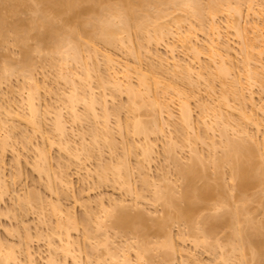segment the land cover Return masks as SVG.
I'll use <instances>...</instances> for the list:
<instances>
[{"label":"bare ground","instance_id":"bare-ground-1","mask_svg":"<svg viewBox=\"0 0 264 264\" xmlns=\"http://www.w3.org/2000/svg\"><path fill=\"white\" fill-rule=\"evenodd\" d=\"M34 1L36 2V4L37 3L39 4V2L43 3V1L46 2L48 0H46V1L45 0H34ZM83 1L86 2L87 0H50L51 4L53 3L54 5H57L58 7L57 8L56 7L55 8H50V9L48 8L49 11H47V13H49V12H51L50 14L53 13V16L56 17V18H57V16L61 17L62 16L61 14L64 15L68 11H69L68 13H70V11H71V9H72V7H73V5L75 3L77 5V4H80ZM90 1L91 0H89V2ZM93 1H95V0H93ZM156 1H154V0H120V1H118L117 4L112 5V4L107 3L108 0H107V2H105L104 0H98V1L96 0L95 2L97 3V5L100 4L101 7L103 5L102 3L105 2L106 4L103 5L104 9H102L103 12L101 13L102 14L101 19L99 17L100 21L98 20V16H97V21H99L98 22V27H96V28L94 27V31L92 30L95 33H92V35H90L89 37L85 36V34H84L85 32L84 31H83L84 33L81 32L82 30L78 31L79 29L76 26H74V28L76 27L77 31L74 30V28H70L72 31L68 30V33H66V32H63V30H64L63 28H62L63 30L61 32H59L60 31L59 29H61V28L57 29L58 31L56 30V32H55V30H54L55 28H53V26H51V28H50V26H48L47 27L48 30H47V29H45L46 28L45 27V23L44 22H43L44 24L42 23L43 26H44L45 32H47L45 36H44L45 32L43 33L42 36H44L45 38L43 37L42 42L46 41V39H47L46 36H49L48 37L49 39L52 38L50 33L54 34L53 32H55L54 35H56L55 38H56L57 42L55 41V43H57V45H56L57 49H55V51H57V52H55V53H58V54L55 56V58L53 60H50L52 67L53 68L55 67V69H53L54 70V74L53 75L51 74V76H53V81L54 82L58 83L59 80H60L59 83H61L63 85L64 82H65L64 85L67 86V89H65V92L61 90L63 94H61V92H60V96L62 95V97H60L62 102H60L61 100L59 102L64 107H62L61 104H60V106L62 108H66V111L71 113V114L68 113V114H70V116H69L70 119H71V116H72L71 124H73V123L77 124L78 123V125H79V123H82V126L85 125V124L87 125L85 133H84V131H82V133L80 132V135H81L80 136V140H82V138L84 139L85 136H87L88 138H91L89 140L90 143H91L90 146H86L85 144L82 145L81 144L82 142H80V145H81V146L79 145L80 146L79 150H81L80 154L78 152H76V150L74 151L73 148H71V150L73 149V154L75 152L78 153V155H79L78 158L81 156V157H83V159H85V158L89 159L90 158L89 160H91V158H93V157H95V158L97 157V159H98V156H99L98 162H100V163H99V167H98V170H97V175H98L100 184L109 183L108 181H110V183L113 182L114 184L116 182L117 183L120 182L119 184L123 188L128 187L125 190L127 193L131 192V194H134L136 192V190H135V192H133L130 189L131 186L129 187V185H130V180H129L130 176L129 175L130 174L128 173L129 171L127 169L128 168L127 167L128 166L127 165V153L128 152H126L128 149L126 150V148H124L126 150L125 151L123 148H121L123 146L125 147V143H124V141H122V140H124V138L122 139L123 134H122V132H120L121 129H122V131L123 130L126 131L125 133H126V135H128V138H129V135H130V136H133V137L134 136H136V137H139V136L142 137L143 136L146 139V137H149L150 134H155V133H156V135L157 134H161V133H158V132H160V130L164 129L165 124L163 123V121L166 124H168V123L171 122L170 121L171 118H172V120L173 119L177 120L178 123H177V121L173 120L174 123L171 122L170 124L166 125V127L167 126L168 127H170V126L172 127L171 128L172 131L170 130L171 132H169V133L172 134L174 139L172 138L173 139V141H172V139H171L172 136L169 137V134H168V137L170 139V144H169V141L167 139V143L165 144V147H166L165 151H166L167 154L172 153V154H170V155H172V158L171 159L169 158L170 159L169 162L171 161L172 167L170 165L169 169L173 168V170H174V171L172 170L173 174H175L180 179V181L182 180L181 182L183 183V186L181 185L182 186L181 190L177 189L175 187V182H173L174 185H172L171 182L166 180L167 177L165 178V175L167 173H169L170 172L169 171L167 173L164 172V174L161 173L163 175H160L161 179H159V181H158L159 183L158 184L155 183L157 185L154 184L155 186L154 185L152 186V188L154 187V190L152 189L153 192H150L151 190H149V191L147 190V191L151 193L150 197H152L154 202L155 201L159 202V200L160 201L162 200L163 203L162 202H160V203H162L161 205H163L164 208L170 207V208L174 209V211H175V213L177 215L175 214V216H174L173 214H171V215L169 214L170 215V217H169L170 219H168L169 221L173 218L172 221H174V219H175L174 222L179 223V224L180 223H182V224L186 223V225L188 224V222H190V219H191L190 218V215H191L190 213H191V211H193L190 208L192 206L191 203L194 204L196 200H198V201L201 200V202H207L210 199L211 200L217 199V201H219L220 205H221L220 206L219 203L217 204V206L220 207V210H221V208L223 209V211L228 209L227 210L228 212H226V213L224 212V214H226V215L223 214L222 216L219 215V214H216V216L214 214V216H212L213 214H211V216L213 218L211 217L212 219H210V221L208 220L209 218L205 219L207 217H210V215L205 217L204 218L205 220L201 221L200 223H199V221H197L196 224H199V226L198 225L197 226H195V225L193 226V227H195L197 229V230L193 231V234L196 233V231L199 232V233L195 234L196 236L194 235L193 237H196L195 239L197 240V242H199L198 240H200V238H201L199 236V234H202L201 236L203 237V240L201 239L202 241H200V242L205 244L204 242L208 243V241H206L207 237H210L212 239L213 236H211V235L214 233V230H216L218 228V226H221V227L223 225L224 226H230V228L233 229V233L231 234V236L229 238L230 239L229 240V242H230L229 246L232 247V248H230L231 252L230 251H226L227 252L226 254H228L230 252V255L229 254L227 256L225 255L226 258H225L224 261L227 260V261H232V262L233 261L234 262H238V264H246L247 261H245V259H246V256L248 254V251H250V253H252V255H253L252 256L250 254V256L253 257V259L251 257L252 260H254L255 258L259 259V256H260L261 253L258 252L259 250L256 251L255 249L258 246L257 244H259V242L261 243V241H258V240H257V242L254 241L256 239L253 240V238H252L253 236H251L250 234H247V233H249V232H247L248 230L246 231V228H248V225L251 228V225L249 223H252V221L250 219L246 218L244 220L245 221V225H244V221H243V223H242V221L240 222V217L242 215L245 216V214L249 213L248 210H247V208H248L247 202L248 201L246 202V197H245L246 195H243V197L240 198V200H239L240 204L238 206H235L234 203H231V204L229 203L231 201V195L232 194L230 195V192H228V190L226 188L227 187L230 188V189L232 188V190H234V188H235V189H237V191L239 190V192H241V193L246 192L250 188H259L260 191H261V195L259 196L258 194H255V197H256L255 199H257V198L260 199L259 201L257 199V201L261 202V204H264V161H262V163H261V160L259 159V158H261L262 160H264V137H262L259 142H258L257 139H255V140H257V143H256V141L253 139V134H250V136L252 135L251 136L252 138H251L248 135L247 131H246L247 126L245 127V125H247L246 121H248V122L251 121L250 123L253 124V125L256 124V127L258 125H260L261 123H264V122H262V121H264V116L261 115L262 116V118H261L258 115V117H260V118H258L257 115H256L257 113H254L256 111H254V110H252L250 108H248V110L250 109V112L254 113V114L249 113V111L247 113H249L251 115V117H248L249 114H245L243 112V109H245L247 111L246 108H243L245 106L244 104L249 103L251 105L250 102L253 99L250 98L252 96V94L251 95L250 94L249 95H244L243 94L244 90H242L244 88L249 87V90L251 91L252 87L250 85L253 86L254 84H258V85L262 86V84H264V71H262V70H264V19L259 17L262 14V12H264V7H262V6H264V3H262V2H264V0L258 2V3L262 4L261 6H260V4H258L257 2H255L253 0H168L167 2H165L166 1L165 0V1H162L163 4L162 3H157ZM15 2H14V4H15ZM17 2H19V0ZM20 2H19V4H20ZM155 2H156V4H155ZM46 3H49V1L46 2ZM14 4H12V6ZM19 4H18V6L16 5V7H19ZM43 5H45V4H43ZM164 6H165V8H164ZM244 6H246L247 10L252 15L257 16L259 18L258 19L259 22L253 21V22L250 23V25L247 26L248 28L251 26V28L248 29L249 32H250L249 34H247L248 33L247 31H244L243 29H241L239 27L240 25H235L233 23L234 21H232L230 19V16H232L233 14H240L241 10H242V7H244ZM13 7H15V6H13ZM23 7H25V6H23ZM46 8L47 7L44 6L43 9L46 10ZM99 9H101V8L99 7ZM172 9H174V10L176 9L175 11H177V10L179 11V9H181V11L184 12L185 15H186V17H185L183 22H188L189 25L187 26V28H186V30L184 32L185 34L183 32H181L182 27L180 26L181 23L180 24L178 23L179 21L178 22L175 21V23H177V24L174 23L175 25H177L175 27L176 29L173 26H172V28H169L170 30H172L173 28L175 30V32L172 31L175 34V36H174L175 38L173 37V34H172V38L175 41H174L173 46L168 45L170 48H172V49L168 48L169 49L168 52L169 51L172 52V50L176 51L177 47H180V49L182 48L181 50H183V51L185 49L187 51L189 47L185 46V45H187L186 43L189 44L190 39H191V35H193L194 31H196V30L200 31V32H206L208 30L216 31V29H214L215 26H213L214 24H212L214 16L216 14L220 13V11H222L223 9H225V10H223V12L226 11V13L228 12L227 14H229L228 15L229 19L228 18H227L228 20L226 19L227 22H226V28H225L226 31H225V33L227 32V34H228V33L233 32V36L237 39V45L239 44V46H238L239 47L238 48L239 52H237L241 56L240 57L241 58L240 61H238L239 62V67L237 66L238 62L236 63L237 59L236 60L233 59V60H235L236 67L239 68L238 69L239 71H241V74H240V76L238 78H240V77L243 78L244 81H246V83L248 82L249 86H248V84L246 85V87L242 86L240 84L241 80L239 81L238 78L234 79L231 82H227V83L224 82V79L226 77L228 78L232 74L231 72L233 70V67H232L233 65L231 64V62L233 60L230 62L231 58H230V56H228V54H229L228 52L223 51L225 53L221 54L220 50L222 48L220 49L219 47L222 46V45L217 43L222 38V37L218 38V37H220L218 35L219 33L218 34L216 33L214 35V36H216L218 38V39L216 38L217 41H216V39L214 41L213 40L211 41V39H210L209 40L210 42H208L209 44H206V42L208 41L207 40L204 43V46L202 48H197L198 46L194 42L193 44H195V46L189 48L188 51L190 52V55H191L192 60H193L194 63L195 62H199V59H200L199 56L201 54L202 55L204 54V56H206V54H207L208 55L207 57H209V60L212 61V62L209 61L211 63H209V62L205 63V62H203V60H200L201 62H203L205 64L202 63V65H200L201 64V62H200L199 65H198V63H196L197 64V69L193 70V72L191 71L192 70L190 68L191 66H189L190 69H188L186 67V65L181 66L179 64H175L176 63L175 60H174L175 63L171 65L173 67V70H171L172 67L170 68L169 65H168V64H171V63L166 62L167 58H164L165 56L162 57L161 55H158L159 57L161 56V58H164V60H166L165 62L168 63L167 65H166V63H164V61H161L163 59L160 60V58L158 56L157 57L155 56L157 54H154L155 58L154 57L151 58L152 57V53L151 52H147L148 49H149V46L152 43H157L158 41H161L162 39L165 38V37H163V36H166L164 34L165 33L164 30H167V28H166V26H162L161 25V20L164 19L165 16L166 17L170 16L171 14H170L169 10H172ZM30 10H31V8H30ZM86 10H88V9H86ZM174 10H172V12ZM168 13H169V15H167ZM230 13H233V14L230 15ZM259 13H260V15H259ZM54 14L57 15V16H55ZM93 14H95V13H93ZM46 16H47V14H46ZM44 17H42V18H44ZM60 17H58V18H60ZM73 17H71L70 19H72ZM78 18H79V16H78ZM60 19L62 20L61 22H62L63 26H67V25L71 24V22H67L68 21L67 19L63 18L64 20H66L65 23H67V24H65L63 22L64 20L62 18H60ZM60 19H59V22H60ZM38 20H39V18H38ZM54 20H55V18H54ZM115 21L119 22L118 23L119 25L116 26V27H114L115 26V23H114ZM158 21H160V25L158 24L159 23ZM1 22L2 21H0V23ZM193 22H195V24ZM38 23H39V21H38ZM68 23H70V24H68ZM36 24H37V22H36ZM36 24H35V26H36ZM42 24H40V25L42 26ZM196 24H197V27L194 26ZM79 25H81V24H79ZM87 25H89V23H87ZM43 26H42V28H43ZM161 26L163 28H165V29H163ZM18 27H17V29H18ZM38 27H39V25H38ZM169 27H170V25H169ZM7 28H9V27H7ZM11 28H13V27H11ZM14 28H16V27H14ZM33 28H34V26H33ZM42 28H41V30H42ZM169 29H168V31H170ZM7 30H9V29H7ZM10 30L12 31V29H10ZM18 30H21V29H18ZM65 30H66V28H65ZM227 30H229V31L232 30V31L229 32ZM27 31H29V30H27ZM134 31L136 32V34H137L136 37H138L137 40L139 41L137 43V45H135L137 47H134V48H137V50L132 48V46H134V45L131 46V42L133 40L132 39V37H133L132 33ZM168 31H167V33H168ZM3 32H5V31H3ZM216 32H219V31H216ZM9 34H11V33H9ZM15 34H17V31L14 33V35ZM25 34L26 33L24 32V35ZM36 34H37V32H36ZM123 34L124 35L126 34V37H124ZM3 35H4V33L2 34V36ZM248 35H250V36H248ZM12 36H13V33H12ZM37 36H39V35H37ZM229 36H231V34ZM34 37H35V35H34ZM225 37H226V34H225ZM227 37H228V35H227ZM227 37L226 38L223 37L224 41H226V42L230 39L229 37L228 38ZM225 39H228V40H225ZM53 41H54V38H53ZM221 41H223V40H221ZM6 42H5V44H6ZM124 43L125 44L126 43L129 44L130 47H131V49L129 47L127 48V46L125 45L127 51L129 52V54L126 53L128 55V56L126 55L127 58L128 59L131 58L133 60H137L138 62L141 61L140 64L145 65V68L142 67V68H144L143 70H141L142 68H141L140 64H138V62L136 63V64H138V66H134L135 63L132 62L131 64L134 63L132 67L130 65V62H129V64H128V62L127 63L125 62L123 64L124 67H122L123 71H121V70L119 71L121 66H120V68H117L113 72L111 71V68L109 69L110 65L108 67V64H110V61H111V57H110L109 52H108L109 49L111 50L112 48H114V49L118 48V49L122 50L120 46H122ZM227 43H226V45H227ZM179 44H180V46H178ZM229 45H231V44H229ZM43 46H45V45H43ZM222 47L224 49L225 48L228 49V45H227V47L224 46V45ZM36 48H37V46H36ZM100 48H104V49H100ZM40 50H39V52H40ZM100 50H104V51H101L102 54H100L101 53ZM140 50H142V52L145 54L144 56H142L143 58H141L142 54H140ZM229 50L233 51L234 49L231 46V48L229 47ZM175 51H173V52L176 54L177 51L176 52ZM183 51L181 52L182 53V58H183V55L187 56L189 54V53L188 54H186V53L183 54ZM26 52H27V50H26ZM173 52H172V54H168L166 52L167 53L166 56L170 55V58H168V59H171V56L174 55ZM235 52L236 51H234V55L237 54ZM253 52H255L254 55H253ZM149 53H150L151 56L148 55ZM176 55H175L174 58L178 57ZM224 55H225V57H223ZM99 56H101V58H99ZM227 56H228V58H227ZM145 57L146 58H150L152 63L150 64V62H151L150 60H148L149 62L145 61V60H147V59H145ZM127 58H126V61H128ZM26 59L27 58H25V60ZM97 59L98 60L102 59L101 61H104L103 65L105 64V66L103 67V70H105V72H103L104 73L103 74L100 71L102 75L98 74V76H100V77L97 76L98 79H96V77L94 76L95 72L97 74L98 67H100L99 62H98ZM142 60H143V63H142ZM195 60H197V61H195ZM254 60H256V61H254ZM96 61L98 63H96ZM156 61H157V64H156ZM177 61H179V60H177ZM153 62H155V64H153ZM170 62H173V60L170 61ZM193 62H192V64H194ZM253 62H257L259 64L260 68H258L259 66L256 67L257 64L256 65H252L251 63H253ZM187 63H185V64H187ZM4 64L6 65V63H4ZM5 65H3V67H2V69L3 68L4 69L3 70L1 69L2 72L4 71L6 73L7 72L9 73V71H10L9 69H11V70H13V72H12L13 74H14V72L16 73V70H14L15 68H13L14 66H11L9 64L10 67L8 68L9 65L7 64L8 65V66L6 65L7 67ZM72 65L73 66L74 65L77 66L79 68V70H81V72L78 73L76 71L78 74L74 73L73 72L74 70L72 72H70L73 67L69 68V66H72ZM129 65H130V67H129ZM165 65L167 67H165ZM20 66H18L19 69H21ZM27 66H30V62L28 63ZM75 66H74V68H75ZM66 67H68V71L69 72L64 71L65 70L64 68H66ZM127 67H128V69H127ZM192 67H193V65H192ZM24 68H25V66H24ZM175 68H177L179 70V72H176ZM19 69L17 68V73L20 72L19 74L23 75V71L21 73V71H18ZM108 69L111 71L112 74L110 73V71ZM189 71L192 72V73L190 72L191 74L195 73L194 71H196L195 75H196L197 79L195 77L192 78L193 76H191V74H190V76H191V78H190ZM65 72H66L67 76L64 75ZM6 73H5V75H6ZM31 74L29 75L31 77L30 79L28 77H26L27 83L30 80V82H29L30 85H28V88L25 91L27 93L26 97H25L26 100L24 99L25 100V102H24L25 106L23 105L24 108H26V111L22 108V104L23 103L19 104L18 107L22 108L24 113L22 112L21 115L20 114H16V116L18 115L17 117H19L20 119H22V121L25 122V124H24L21 121L22 124H24V126L25 125H26V127H28V126L30 127L31 126L32 130L30 129L31 130L30 132H33L34 130L37 131L40 128L42 130V127L40 126V125H42L40 123L41 119L43 117L46 118L50 111L48 109H46V108H45L46 111L42 110L43 112L41 111L42 112L41 115L46 114L45 112H47V111H48V113L46 114V116L45 115L43 117L41 116L42 118L40 119V113L41 112H39V111L41 109H39L38 104L34 105V101L37 102V103L39 101V100L37 101L38 98L36 96L38 94V90L40 89V87H39L38 84L37 85L36 84L32 85V83L33 82L35 83L36 81L34 80L33 82H31V80L34 79L33 76H31ZM9 75H10V77H12L11 73ZM131 75L135 76L136 83L133 82V83H135V85L132 84ZM93 76L95 77V79L97 81L94 79ZM6 77H7V75H6ZM233 77L235 78V76H233ZM93 79L95 80L94 83L97 82L95 84L96 85L95 89L97 87L99 88V90L102 89L101 92L98 90L99 93H103L104 92L103 90H105V93L108 91L107 94L112 96L111 97V96L106 94L105 98L107 97V99H108L110 97L111 99L114 100L116 98L118 99V97L123 94V95L126 96L125 98H127L126 105H124L123 108H118V107L115 108V105H114V107H111V109L107 108L109 105H106L105 104L106 101L104 99H102V98H104V95L103 94H101V95L99 94L100 96L98 95L99 96L98 97V96H96V93L94 94V92H93L94 91V87H93L94 84L92 83ZM192 79H196V81L192 80ZM198 79H199V81H201V82L203 81V83H205V85L203 83L202 84L204 85L203 88L205 87L204 89L207 92H208V90H210V91L214 90L215 91L214 86H217L215 83H219V86H220V88L219 87L216 88V89L219 90V93L217 92L218 99L216 97V100H215L217 103H215V102L212 103V101H213L212 98H211V102L210 103L213 104V105H210V103H208L209 102L208 98H210V97H208L209 96V93H208L207 94L208 102L207 103L203 102V98H202V101L201 100L200 101H201V103L203 102L204 104L200 103V104H198V107H197L198 111H200L199 112V118L197 120L199 122H200V120H202L201 122L206 121V117L208 116V118H209V115H211L210 118L212 117L211 119L212 120L214 119V120L212 121V123L208 122L209 125H210L209 128L211 129L212 133H213V129L212 128H215V131H217V134H219V135H217V137L219 136L217 139L220 138L219 141H217V142L215 141L214 142L212 139H209L210 136L203 129H201V131L202 130L204 131V133H202L203 136H201L202 139L200 138V136L198 134H194L196 136L198 135L197 136L198 139L199 140L201 139L204 142V143L203 142L202 143L205 146L208 145V146H206V151H205V152H207V153H205L206 156L202 152L204 150H202V151L199 150V152L200 153L202 152L201 154H203L205 156V158L203 157V155L201 156V155L197 154L198 150L196 149V147H197L196 143L199 140H197V139L195 140L194 139V138H196V136H194V138H193L192 135H190L192 137L191 138L188 135L189 132L186 131L187 129H188V131L192 130V127H193L191 125L192 124L191 122H192L193 119L190 121V119H191L190 114H191L192 110L190 109L189 100L194 97V95H195L194 92L197 93V96H198V93L200 92V90H196V89H200V87L199 88L197 87L198 86L197 83L199 82ZM61 80H63V81L61 82ZM236 80H238V81H236ZM24 83H26V81H24ZM91 83H92L93 86L91 85ZM198 84H200V82ZM23 85H22V87L20 89L21 90L20 91V95H21L22 89L25 90V88H26V87H24L26 84L24 86ZM195 85H197V86H195ZM63 90H64V88H63ZM152 90H153V95H152ZM96 91H97V89H96ZM206 91H204V92L207 93ZM245 92H246V90H245ZM243 95L245 96V98H247L246 96H250V97L248 99H245L243 97ZM191 96H192V98H191ZM20 97H22V96H20ZM259 97L261 98L260 95L258 96V98ZM199 98H200V96H199ZM207 99H206V101H207ZM250 99H251V101H250ZM257 99H256V101H257ZM261 100L262 99L258 100L257 104L259 103V101L261 102ZM204 101H205V99H204ZM235 101H236V104H235ZM247 101H249V102H247ZM262 102H264V100H262ZM262 102L260 103L261 105L259 104L260 106L258 105V107H257L258 108L257 111L259 110V112H261V111L264 112V103H262ZM252 103H253V101H252ZM80 104L83 105V107H82V111L78 109V111H81V113L78 114V112L76 113V108ZM229 104H235V105L238 104L237 106L233 105L236 108H235V110H232V111L236 112V115H233L234 112H232L233 114H229V112L231 111V107H233V106H231ZM239 104H240V106H239ZM249 104H247V105L249 106ZM170 105H173V107L174 106L177 107L178 111L175 110V111H177V115H175V116H177V119L174 117V115H173L174 111H171L172 106L170 108ZM37 107H38V109H37ZM97 107H98L99 110L96 113ZM252 108L254 109V107H252ZM224 109H227V110L230 109L228 114H226L227 112L224 111ZM165 110H166V112L168 111V114H170V116H168V117H171V118L169 119V121H167L168 123L166 122V120H168V119H166V120L164 119L161 122V124L163 123V125H162L163 129H162V127H160V129H159V127H157V124H156L157 123L156 115L158 113L162 112V111H165ZM58 112L59 111H57V110H56V112L54 111V115L55 116L53 115L55 117V120L53 121L52 128H51L52 131H54L53 134L51 133L52 131L51 132L47 131L48 133L50 132L52 135H54L55 133H56V135H57V133L58 134L60 133L59 135H62L61 133H64V131L62 132V130H63L62 125L64 123H62L63 121L61 122V115H60L61 113H58ZM60 112H61V108H60ZM123 112L125 113V115L123 114L124 117H125L123 119H125V120L123 121V119H122V122H121V117L120 116H121V114ZM141 113L142 114L143 113L146 114L145 116H147V115L149 116L150 115V117L149 118L146 117L145 120H143L144 116H143V119H141L142 118V117H140V115H142ZM207 113H210V114L207 115ZM135 114H139V115H135ZM259 114H261V113H259ZM161 115H162V113H161ZM191 116H192V114H191ZM252 116H253V118L257 117L258 120L257 119L250 120V119H252ZM204 118H205V120H204ZM110 119H112V120L115 119V121H112V122H115V123H113V124H115V126H113V128L117 127L119 129V133H121V134H119L120 136L117 135V137H116V135H115L116 131L113 132L114 130H118V129H114L113 130L112 127H111L112 130L111 129H107V127L112 123L110 121ZM229 120H232L230 122L235 123V124L232 125L231 123H228ZM208 121H209V119H208ZM254 121H256V122L252 123ZM1 123L2 122H0V124ZM108 123H110V124H108ZM4 125H6V124H3L2 126H4ZM228 125H230L234 130H232V128L230 126L228 128ZM2 126H1V128H2ZM12 126L13 125H11L10 127H12ZM99 126H100V128H98ZM4 127H3V130H4ZM6 127H7V125H6ZM14 127L15 126H13L12 128L13 129H17L18 128V127H16V128H14ZM201 127L203 128V125ZM259 127H261V126H258V128H257L258 130L260 129ZM9 128L7 127V129H5V132H6L5 135L6 136L4 135L3 136L4 138L2 137L1 140H0V149H2L3 151L5 149L4 146H6V144H5V142H7L6 140L9 139V138L12 139L10 136H13L11 134V132L13 133V130L10 128L11 131H9L10 130ZM210 129H208V130H210ZM228 129L232 130V131L229 130L230 132H235V133L237 132L235 134V137H231V135L227 134L229 132ZM0 130L2 131V129H0ZM6 130L8 131V134H7ZM198 130H200V129L198 128ZM39 132H40V130H39ZM230 132H229V134H230ZM245 133H246V135L249 136L248 137L249 139L251 138L252 140L255 141L254 142L255 145L253 144V142L251 144L252 140L250 139V141H249L247 136L245 135ZM32 134L34 135V132ZM117 134H118V131H117ZM163 134H165V133L163 132ZM237 134L238 135H240V134L242 135L243 134L244 136H246V138L244 136H242V138L244 137L243 139L242 138L239 139L240 137L238 139H236L238 137ZM46 135H47V133H46ZM56 135L54 137H56ZM114 135H115L116 138H118V136H119V138L121 137L120 139H122V140H120V142L124 143L123 146L122 145L120 146L121 150H120L119 147H117V145H120V143L119 144L115 143V140L117 141V139L114 138ZM49 136H51V135H47V137H49ZM63 136H64L63 138H65V136H66L65 133L63 134ZM29 137L25 140L26 143L30 142L31 138H29ZM57 137L60 138L61 136L57 135ZM59 138H57L56 140L59 141ZM212 138H214V140L216 139L215 136L212 137ZM51 139L53 141L55 138L53 139V137H52ZM56 140H54V141H56ZM62 140H64V139H62ZM54 141H53V144H54ZM142 142H143V140H142ZM145 142H146V144L148 143L147 140ZM145 142H143V144ZM63 143H64L63 146L67 147L66 149H69L68 151H69V154L71 155L72 151H70V146H66L65 142H63ZM63 143H61V144H63ZM51 144L52 143H50L49 145H51ZM55 144H56V142H55ZM58 144H59V142H58ZM68 144L71 145L72 142H71V144L70 143H68ZM128 144L130 145V141L128 142ZM132 144H135V143H132ZM132 144L130 145L131 147H132ZM143 144H142V146H143ZM58 146H60V144ZM63 146H62V148H63ZM142 146L140 148L142 149L141 150V154L143 155L142 156L143 159L141 160V162H139V160H138V164L135 163L136 164L135 167H137L135 175L138 174L137 175L138 178H141L139 180L141 182V185H139V186L142 187L141 188V192H139V193L136 192L135 195H134L135 196L134 198H137V199H139L140 196L142 197V194L144 193L143 191H146V190H144L145 188L148 189V188L151 187V186H149V185H151V184L148 183L149 181H147L146 177H144L145 175L141 174V172L143 170V167L145 166V165L143 166V164H145V163L148 164L149 161L151 160V156H150L151 149L149 150L150 147L148 148V144H147V146H145V144H144L143 148H142ZM135 147H136V145H135ZM135 147H132V148H135ZM178 147L180 149L184 148V150L187 147L190 148V153H192V156L190 154L189 155L190 157H187V159H188V161L186 159L187 162H185L182 159H180L181 161L179 160L178 156H182V152L183 151L180 150ZM207 147H209L208 148L209 151L207 150ZM42 148H43V150L40 149L41 151L40 150H39L40 152L38 151L39 160H37V162H38V164L39 163L40 164L38 165L37 162L34 163L36 165V166H34V168L38 171L39 174L45 175V176L47 175V177L50 178L51 176L49 177V174H48L49 170H47V168H49V167H48V165L46 166V164H45L46 160H47V158H46V153L47 152H45L44 147H42ZM105 148H107V149H105ZM132 148L129 147V149H131V150H132ZM66 149H62V150H66ZM103 149L109 151V154H110V157H111L112 160L110 159V157H109L110 160L108 159V160H105V161H103L100 158L99 152L101 150L104 152ZM118 149H119V152H117ZM175 150H177V152H179L180 155H177L175 152H173ZM187 150H189V149L187 148ZM68 151L66 150V152H68ZM112 153L113 154L117 153L116 154L117 157L113 158L114 155L111 156ZM129 156H130V154H128V158H129ZM174 156L177 157V158H175ZM149 158H150V160H149ZM109 161H111V163ZM183 161H184V163H182ZM1 162L2 161H0V163ZM198 162H200V164ZM198 166L202 167V168H199ZM208 167L211 168L210 171H211L212 176H211L210 173L207 172V168ZM210 168H208V169H210ZM169 169H167L166 171H168ZM58 172H59V174H58ZM58 172H57V174L60 176L59 179L61 178V180L60 181L58 179H56V180H58L59 183L60 182L63 183L65 181V178H63V177H65L66 174L62 173V174H64V176H62L61 172L60 171H58ZM139 174L142 175V176L140 177ZM1 176L2 175H0V177ZM166 176H168V175H166ZM212 178L213 179L215 178L214 179L215 181L217 180V182L215 183L216 187H215V185L211 186L210 184H208V180L209 179L212 180ZM196 179H200V181L203 180L202 184L200 186H197V187L195 186L196 185V182H195ZM48 180L50 181L52 179L50 178ZM197 181H199V180H197ZM51 182L52 181L46 182V184L47 183L49 184L48 187H51L53 185V184L51 185ZM2 183L5 184L4 182H2ZM167 183H169V184H167ZM209 183H210V181H209ZM3 184H2V186L0 188H2L3 186L7 187V186H5ZM69 184H70V182L68 183V187H69ZM228 185H231V186L229 187ZM2 189H1V191H3ZM49 189H51V188H49ZM7 191L5 190L4 193H6ZM137 191H140V189L137 190ZM177 191H179V192H177ZM62 193H63V191H62ZM1 195H3V192H2ZM32 199H34L35 202ZM137 199H135V200H137ZM23 201H21V202L19 201V203H23ZM31 202H32V205L36 204V207H38L37 202L35 200V197L33 198V197L30 196L28 198V196H27V199L25 198V201H24L25 205L31 204ZM33 202L35 204H33ZM179 202H182V204L184 203L183 205L186 204V206H184V207L180 206L181 204ZM215 202H216V200H215ZM221 202L226 207V209L222 206ZM24 203H23V205H24ZM101 203L102 202H100L98 204H101ZM108 203H110V202H108ZM54 204H55V202H54ZM102 204L100 205L101 210H99L100 209L99 207H98L99 209L97 208L100 211V213L98 211L96 212V214L99 213L100 215L98 214L99 216L95 215V217H94L93 213L90 212L92 215L91 214H88V216L86 215L87 219L85 221H83L84 223L85 222H87V223L86 224H82L84 229H86L85 231H87V228H88L87 225L89 226L90 222L92 223V222L95 221L93 223V224H95L93 227H96V231H95L96 233L94 232L95 234H93L94 237L100 233V230H102V229L106 230L105 227H106V223L107 222L111 223V225H109V227L107 226L108 229L113 228V231L116 230V233L115 234L113 233V235L116 236V237L113 236L114 239H116L118 237V235H119L118 233L122 234L123 232L128 231V229H130L131 225L134 224V223H135V225L137 227L146 228V226L144 224L145 223V216L143 215L144 216L143 217L141 213L140 214H136V215H134L135 214L134 213L132 215L131 212H130L131 214L129 213L130 210L127 211V212L125 210L124 211L122 210V208L124 207V206L123 207L121 206L122 204L119 205V206L116 205L118 203H114L115 205L114 204L113 205H109V207H106L107 204L106 205H104V204L102 205ZM21 205L22 204H20V206ZM39 205L41 206V204H39ZM57 205L59 206L58 202H56L55 205H53V203H51L50 208H49L50 209L49 210V212H50L49 215L50 216L51 215L55 216V218H54L55 221H56V218H57V222H55L56 226L54 225V227H56L57 232H59L58 234H60V236L64 237V238L62 237L63 241H64L65 238L68 239V240L65 239V242H63L62 240L59 241V243H62V242L63 243L60 244V245H62V247H61L62 249L60 247H58V248H60L61 252H64V254L69 255L70 252L72 251L73 247H74V243L76 242V241H72L73 244L70 243L71 241H70L69 235H70L71 231L77 230L76 229L77 228V223H76V221H74L75 220V218H73L74 215H71L70 213H67V215H64V214H66V211L63 214L62 210L60 211V209H58V207H56ZM134 205H136V203H134ZM231 205H233V206H231ZM103 206H105L106 208L105 207L103 208ZM119 207H121V209ZM133 207H135V206H133ZM181 207H183V208H181ZM219 207H217V208H219ZM190 209H191V211H190ZM68 211L69 210H67V212ZM22 212H24V211H22ZM59 214L60 215L63 214L68 220L66 218H64L65 220H63L61 218L62 216L60 217ZM49 215L46 216V218H48V217L50 218ZM165 215L166 214H164V216ZM247 216H249V214ZM164 218H165L164 220H161V219H163V217L159 221L155 220L156 222L158 221L155 224L157 226V230L158 229L161 230L163 227H165L164 225L167 224L168 221L166 223H165V221L167 220L168 217L167 218L164 217ZM213 219H215V221ZM62 220L64 221V223L61 222ZM212 220L214 222H211ZM65 221L66 222L68 221V223L65 224L66 223ZM161 221H163V222H161ZM83 222H81V223H83ZM91 223H90V225H91L90 227H92V225H93ZM241 223L243 224V227L246 226L244 229H243ZM258 223H259V221H258ZM258 223H256L254 225V229H255V227H257V228L259 227L258 229L256 228L259 231V230H261L260 228H264V223L260 222V224H261L260 226H259ZM192 224H193V222H192ZM192 224L189 223L187 225V227L190 225L191 228H192ZM107 225H108V223H107ZM188 228H190V227H188ZM195 228H193V229H195ZM53 229H55V228H53ZM93 229H92V231H93ZM108 229H107V231H108ZM89 230H90V228L88 229L87 234H86V232L83 234L84 235L83 236L84 237V241L83 242H85V240L87 241V239L90 240L91 236H89V234L92 233V232H90ZM262 230H264V229H262ZM97 231L99 233H97ZM119 231H123V232L121 233ZM104 232H106V231H104ZM189 232H192V230L189 231ZM262 232H264V231H262ZM250 233L252 234V232H250ZM53 234L57 235L56 231H55V233L53 232ZM105 234H106V235H104L105 238H103L104 242H103L102 238H99V236H97L99 240L97 239L94 242L97 241L96 244L98 243L99 245L98 244L96 245L94 243L95 245L94 244L93 245L96 246V247L93 248L94 247L93 246L92 247L93 250L91 248V245L89 246L90 249L93 252H95L94 250H96V248L98 246L100 247V245L103 246L104 244H106V246H107V244H108V240L107 239L109 238L107 236H109V234L107 232ZM189 234H192V233H189ZM249 235L251 236V238H252V240L254 242L252 240H250V238H249L250 236ZM39 236L40 235H38V237ZM60 236L58 235V237H60ZM259 236H261V235L259 234ZM255 237H256V235H255ZM210 238H208V239L210 240ZM93 239H95V238H92L91 240H93ZM105 240H107V241L105 242ZM50 241L53 243L52 239H50ZM51 242H47V243L51 244ZM200 242H199V245H200ZM195 243H196V241H195ZM202 243H201V245L203 246ZM79 244L80 243L78 242V246H79ZM141 244H143V245L140 246ZM141 244L140 245H136L137 247L135 246V248H134L135 249V251H134L135 256L134 257H135V261L137 262V264H147L148 260H150L148 264H165L164 263L165 262V258L166 259L169 258V257H167V254L166 255L164 254L165 250L167 249L166 250V253H167V251H169V249L171 251V248H173L172 247L171 238L167 239L166 237H165V240L163 242H160V244L152 245L153 247L152 246H149V247L147 246L146 247L147 244H145V243H141ZM154 244H156V243H154ZM227 244H229L228 241H227ZM51 245H53V244H51ZM207 245H205V246H207ZM219 245H220V243L218 244V246ZM75 246H76V244H75ZM155 246H156V248H155ZM225 246L226 245H224L222 243L220 245L221 249L224 248ZM246 246L248 247L247 249H246ZM3 247H6V246H3ZM3 247L2 248L0 247L2 249V252L0 253V264H10V262L13 261V259L15 257V256H13L14 253H12L13 248L9 247L10 249H12V251H11V250H9V248L7 250H3L4 249ZM150 247H152L155 252H156V249H158L159 251H161V249H164L163 251H161V256H162V254H164L165 256H162V257L158 258L159 260L157 259L156 261H154V260L152 261L153 256L150 257L151 256L150 254H152L151 252H153V249L150 248ZM207 247H208V250H210V251L211 250L213 251L215 249V245H212V244H209ZM259 247H260V244H259ZM127 248L124 250V251L127 250L126 252H124L123 250L121 251V249H119L120 253L118 252V250H115V249H113L112 252L110 251L112 249H110V250L107 249L108 250L107 254L110 257V258L108 257L109 262L112 261L114 263V261H115V263H117L116 261L118 260L117 264H130V262H131L130 260L131 259L129 258L130 255H129L128 252L130 251V249L133 251V249L130 248L129 246ZM203 248H204V246H203ZM252 248L256 251L257 254L255 253V255H254L255 251ZM50 250H51V247H50ZM55 250H56V252L58 251L56 246H55L54 250H53V248L51 250L53 253H49V254L50 255H52V254L56 255L57 253H55ZM91 250H89L88 253L91 252ZM78 251H79V249H78ZM73 252H75V251H73ZM73 252H72V254H74ZM149 252H150V254H149ZM81 253H82V251H81ZM159 253L160 252L155 253V255H157V254L159 255ZM28 254H26V255H28ZM80 255L81 254L79 253L78 256H80ZM88 255H91V254L89 253ZM105 255H106V253H105ZM223 255H224V253H223ZM223 255H222V259H224ZM256 255H257V257H256ZM29 256H30V254H29ZM76 256H77V254H76ZM50 257H49L50 260L48 261L49 264H54L53 261H54V259H56L55 256L54 257L50 256ZM56 257H57V255H56ZM86 257H88L87 253H86ZM92 257L93 256H91V257L89 256L88 259L89 258L92 259ZM73 258L75 260V256H73ZM94 258H96V257L94 256ZM155 258H157V257L155 256ZM27 260H28L27 263H29L32 259L29 261V258L27 257ZM71 260L73 261V259H71ZM92 261H94L95 264H97L98 259H96V261H95V259H93ZM33 262H35V261H33ZM74 262H76V261H74ZM104 262L105 261L101 260V264H104ZM192 262H193V260H192ZM30 263L32 264V262H30ZM92 263L93 262H91V260H88L87 264H92ZM98 264H100V263H98Z\"/></svg>","mask_w":264,"mask_h":264},{"label":"rangeland","instance_id":"rangeland-1","mask_svg":"<svg viewBox=\"0 0 264 264\" xmlns=\"http://www.w3.org/2000/svg\"><path fill=\"white\" fill-rule=\"evenodd\" d=\"M17 1L18 0H0V21H2L0 23V30L2 29L0 31V122H2L3 124H6L8 128L11 125L15 126L14 128L18 127L17 129H13L12 128L13 126L10 127L13 130V133L11 132V134L13 136H10L12 139L9 138V139L6 140L7 142H5L6 146H4L5 147L4 151L2 149H0V161L3 162V163L2 162L0 163V175H2L0 177V183H1L0 184V187L3 184L2 182L5 183L3 185L7 186V187H4L3 186L4 187V188L2 187L3 189L0 188V247L1 248L3 246H6L7 247V248L6 247H3L4 248L3 250H7L9 247L13 248V251H12V249L9 248V250H11L12 253H14L13 256H15L14 259H13V261L10 262V264H12V263L13 264H31L30 262H32V264H49L48 261L51 258L50 256H53V257L55 256L56 259H54V261H53L54 264H80V263L81 264H87L88 263V260H91V262H93L92 264H95V262L92 261L93 259H95V261H96V259H98L97 264L98 263L101 264V260L105 261L104 264L105 263L106 264H117L118 263V260L116 261L117 263H115V261H114V263L112 261L109 262V260H108L109 255L107 254L108 253V250L107 249H109V250L112 249V250H110L111 252L113 251V249H115V250H118V252L120 253V250L119 249H121V251L122 250L124 251L128 246L133 249V251L131 249H130V251L128 250L129 251L128 253L130 255L129 258L131 259L130 260L131 261L130 264H137V262L135 261V257H134L135 256V253H134L135 249L134 248H135L136 245H140L141 243L147 244L146 247L147 246L149 247V246H152V245H158V244H160V242H163L165 240V237L167 239L168 238H171L172 247H173V248H171V251L169 249V251H167V253H166V250H167L166 249L165 250V253L163 252L165 255L167 254V257H169V258H167L168 260L165 258V262H164L165 264H238V262H234V261L233 262L232 261H227V260L224 261L225 258H226V256L228 254L230 255V252H231V249L230 248H232V247L229 246L230 245V242H229L230 239L229 238H230L231 234L233 233V229L230 228V226H224V225L222 227L221 226H218V228L216 227L217 229L215 228L216 230H214V233L211 235L214 238L213 237H212V239L210 237H207L206 238L207 239L206 241H208L209 244L215 245V249L213 251L211 250L212 252L210 250H208V247L207 246L209 244L207 242H204L205 244H203L202 242H200V241L203 240V237L201 236L202 234H199V236L201 237L200 240H198L200 242V245H199V242H197V240L195 239L196 237H193L195 234L199 233V232L196 231V233L193 234V231L194 230H197L193 226L194 225L195 226H197V225L199 226V224H196L197 221H199V223H200L201 221H203L205 219H208V218H209L208 220L210 221V219L213 218L212 216H214V214H215V216H216V214H219V215L222 216L224 214V212L225 213L228 212L227 211L228 209L225 210L226 207L223 205L222 202H221V204L225 208L224 209L225 211H223L222 208L220 210V207L217 206L218 203L220 205V202L217 201V199H215V198L214 199L216 200L217 203L215 202V200H211V199L209 201H207V202H201V200L200 201L196 200L195 203L193 202L194 204L191 203L192 206L190 208L193 211H191V209H190V211H191L190 218L191 219H190V222H188V224L189 223L192 224V222H193V224H192V228H191L190 225L188 226L190 228H188L187 227L188 224L186 225V223H183L184 224L183 225L182 223H180V224L179 223H176V222H174L175 219H174V221H172L173 218L169 221L168 219H170L169 218L170 215L173 214L175 216V214H176L175 211H174V209H172L170 207L164 208L163 205H161L163 203L162 200L161 201L159 200V202H156V201L154 202V200L152 199V197H150V194H151L150 192H153V190H154V187L152 188V186L155 183H157V184L159 183L158 181H159V179H161V176L160 175H163L164 172L167 173V172L170 171L167 174L165 173L166 175H168V176L165 175V178L167 177L166 180H168L169 182H171L172 185H174L173 182H175V187L177 189H180L181 190V188L183 186V183L181 182L182 180L180 181V179L175 174H173V172H172L173 168L169 169L170 165L172 167L171 161L169 162V160L172 158V155H170L172 153L167 154L166 151H165V148H166L165 147V144L167 143V139H168L169 144H170L169 137L172 136V134L169 133V132L172 131L171 130L172 127L170 125H169L170 127H168V126L166 127V125L170 124L171 122L174 123V121H177V120H174V119H173L174 120L173 121L171 117H168V116H170V114H168V111L166 112V110H165V111H162V112H160V113H158L156 115V119H157V123L156 124H157V127H159V129H160V127H162V129H163V126L162 125H163V123L165 124L164 129L163 130H160V132H158V133H161V134H157V135H156V133L155 134H150L149 137H146V139L143 136L142 137H140V136L139 137H136V136L133 137V136H130V135H129V138H128V135H126V133H125L126 131H124V130L122 131V129H121L120 132H122V134H123L122 139L124 138V140H122V139H120L121 137L119 138V136H120L119 134H121V133H119V129L117 127H114L113 128V126H115V124H113V123H115V122H112V121H115V119L114 120L110 119V121L112 123L110 122L111 124L108 123L110 125L109 126L107 125L108 126L107 129H111V127L113 128V130L114 129H118V130H114L113 131V132L116 131V133H115L116 137H117V135H119L118 138H116L115 135H114V138L117 139V141L114 139L115 140V143H117V144L120 143V145H117V147L120 148V146L121 145L123 146V144L125 143V147L123 146L121 148H123V149L126 148V150L128 149L127 151L124 149L126 152H128L127 153V165H128L127 166L128 167L127 169L129 171L128 173L130 174V175L128 174L130 176V179L128 178L130 180V185L129 184L128 185H129V187L131 186L130 189L133 192H135V190H136L137 193L141 192V188L142 187L139 186V185H141V182L139 181L141 178H138V176H137L138 174L135 175V172L137 170L136 169L137 167H135V166H136V164H138V160H139V162H141V160L143 159V157H142L143 155L141 154V150L142 149L140 147L142 146L143 142H145L146 140L148 142L147 143L148 144V148L150 147L149 150L151 149V151H150L151 152L150 153L151 160L149 158V160H150L149 163L148 164H146V163L143 164V166L144 165L145 166L143 167V170H142L141 174L145 175L144 177H146L147 181H149L148 183L151 184V185H149L151 187L148 188V189L145 188L144 190H146V191H143L142 190L144 193L143 194L141 193L142 194V197L140 196L139 199L134 198L135 197L134 195H135L136 192L134 194H131V192L130 193L129 192L127 193L125 190L128 187L123 188L122 186H120V184H119L120 182L119 183L116 182L114 184L113 182L110 183V181H108L109 183H105V184L102 183V184H100L99 178H98V175H97V170H98L99 163H100V162H98L99 156H98V159H97V157L96 158L93 157V158H91V160H89L90 158L89 159H87V158L83 159V157H81V156L78 158V156H79L78 153L79 154L81 153V150H79L80 149V146H81L80 145V142H82L81 143L82 145L85 144L86 146H90L91 143H90L89 140L91 138H88L87 136H85L86 135L85 134L84 135L85 136L84 139L82 138V140H80V136H81L80 135V132L82 133V131H84V133H85L86 128H87V125L85 124V125L82 126V123H79V125H78V123L77 124H74L73 123L74 125L71 124L72 116H71V119L69 117L71 113L70 112H67L66 111V108H62L64 106H62V104L60 103V102H62V100L60 98V97H62V95L60 96V92H61V94H63L62 91L65 92V89H67V86L64 85L65 82H64L63 85L61 83H59L60 80H59L58 83L57 82H54L53 81V76H51V74L52 75L54 74V70L53 69H55V67L54 68L52 67L50 60H53L55 58V56L58 54V53H55V52H57V51H55V49H57V47H56L57 43H55V41H56L55 36L56 35H54V34H55L56 30L59 29V28H61V29H59L60 30L59 32H61L64 29L63 32L68 33V30H71L70 28H74V26H76L79 29L78 31H81L82 30L81 32L82 33L85 32L84 33L85 36L89 37L90 35H92V33H95V32H93L94 31V27L95 28L98 27V22L100 21V19L102 17V14H101L103 12L102 9H104V6L103 5L106 4L105 2H107V0H104L105 2L102 3L103 4L102 7H101L100 4L97 5V3L95 2L96 0L95 1L91 0L90 2H89V0H87L86 2L83 1L80 4H77V5L75 3L73 5L70 13H68L69 12L68 11L67 12L68 14L67 13L64 14L65 16L63 14H61L62 16L60 17V16H57V15L54 14L55 16H57V18L53 16V13L52 14H50L51 12L47 13V11H49L48 8L50 9V8H55V7L57 8L58 7L57 5H54L53 3L51 4L52 1L50 2V0H48L49 3H46L48 1L45 0L46 2H44V1H43V3L39 2V4L38 3L36 4V2L34 0H28V1L27 0H19V2L21 1L20 4ZM118 1H120V0H108L107 3L112 4V5H115V4L118 3ZM154 1H156V0H154ZM162 1H165V0H159V1L157 0L156 2L157 3H162ZM167 1L168 0H166L165 2H167ZM253 1H255V2L258 3L259 1H262V0H258V1L257 0H253ZM14 2H15V4H14ZM156 2H155V4H156ZM262 3H264V2H262ZM12 4H14L13 6H15V7H13ZM18 4H19V7H16V5L18 6ZM43 4H45V5H43ZM258 4H260V6L262 5L261 3H258ZM23 6H25V7H23ZM44 6L47 7L46 10L43 9ZM99 7L101 9H99ZM262 7H264V6H262ZM30 8H31V10H30ZM164 8H165V6H164ZM86 9H88V10H86ZM172 10H174V9H172ZM172 10H169L170 11V14H171L170 16H167V17L165 16L166 18L164 17V19L161 20V25L162 26H166V28H167V30H164L165 31L164 34L166 36H163V37H165V38L162 39L161 41H158L157 43H152L149 46V49H148L147 52H151L152 53V57L151 58L154 57V54H157V55H155L156 57L158 55H161L162 57L165 56L164 58H167V61L164 60V58H161V56L160 57L158 56V57L160 58V60L163 59L161 61H164V63H166V62L171 63V64L166 63V65L168 64L170 68L172 67L171 65L176 62L175 64H179L181 66L186 65V67L188 69L191 68L192 69L191 71L193 72V70H196L197 69V64L196 63H198V65H199V63L201 62L200 60H203V62H205V63L206 62H209L211 60H209V57H207L208 56L207 54H206V56H204V54L203 55L201 54L199 56V58H200L199 59V62H195L194 63L193 60H192V57L190 55V52L188 51L189 48L195 46V44H193L194 42L197 44V46H198L197 48H202L204 46V43L207 40L208 41L206 42V44H209L208 43V42H210L209 40L211 39V41L212 40L214 41L217 38L214 35L216 33L217 34L219 33L218 35L220 37H218V38H221V37L222 38L223 37L226 38L227 35L230 38L229 40L228 39H225V40H228L229 41V42L227 41L228 43L226 41H224V38L223 39L221 38V40H223L224 42L221 41V40H219L217 42L218 44H221L222 46L224 45V46L227 47V45H228V49L227 48L224 49L222 46L219 47L220 49L222 48L220 50L221 51V54L222 53L224 54L225 52H223V51H226V52L229 53L228 56H230V58H231L230 59V62L233 59H235V60L237 59L236 63L238 61H240V59H241L240 57L241 56L239 55V53H237V52H239L238 51L239 44L237 45V39L233 36V32H231L232 30L231 31L227 30V31H229L231 33H228V34H227V32L225 33V31H226V29H225L226 28V22H227L226 19L227 18L229 19V16H228L229 14H227L228 12L226 13V11L223 12V10H225V9H223V10L221 9L222 11H220V13H218V14H216L214 16L213 23L211 22L212 24H214L213 26H215V28L214 27L213 28L216 29V31H219V32H216V31H213V30L212 31L208 30L206 32H200V31H197V30L194 31V34H193L194 36L191 35V39H190L189 44L185 42L187 44L185 46H188L189 47L188 50L186 51V49H185L183 51V50H181L182 48L180 49V47H177L176 48L177 49L176 50L177 51V53H176L177 55L173 52L175 50H172V52H173L174 55H172L173 57L171 56V59L173 60V62H170V61H172L171 59H168V58H170V55H167L166 56V54L167 53L168 54H172L171 51H169L170 53L168 52L169 49H172L168 45L173 46L174 41H175L172 38V34H173V37L175 36V34L173 32H175L174 28L177 26V25H175V24H177V23H175V21L176 22L179 21L178 22L179 24L181 23L180 26L184 30L183 31L181 29V32H183V33L185 32L187 26L189 25L188 22H183L184 19H185V17H186V15H185L184 12L181 11V9H179V11L178 10L175 11L176 10L175 9L174 10L175 12L174 11L172 12ZM93 13H95V14H93ZM46 14H47L48 17L46 16ZM231 14H233V13H230V15ZM66 15L67 16L69 15V16L67 17ZM167 15H169V13ZM259 15H260V13H259ZM78 16H79V18H78ZM97 16H98V20L99 21H97ZM42 17H44V18H42ZM58 17H60L62 19L63 18L64 19H67L68 20L67 22H71V24L68 23V24H70V25H67L68 27L67 26H63V24L61 22L62 20L60 18H58ZM71 17H73V18L70 19ZM99 17H100V19H99ZM259 17L262 18V19H264V12H262V14ZM38 18H39V20H38ZM54 18H55L56 21L54 20ZM59 19H60V22L61 23L59 22ZM230 19L232 21H234L233 23L235 25H240L239 27L241 29H243L244 31H247L248 32V33L246 32L247 34L250 33L248 29L251 28V26L249 28L247 26L250 25V23L253 22V21L259 22V20H258L259 18L257 16L252 15L247 10L246 6L242 7V10H241V13L240 14H233L232 16H230ZM38 21H39V23H38ZM117 21L114 22L115 23V26L114 27H116V26L119 25L118 24L119 22H117ZM36 22H37V24H36ZM43 22L45 23V27H46L45 29H47L48 26H50V28H51V26H53V28H55L54 29L55 32H53L54 34H51L50 33V35L52 37V38L50 37L51 39L48 38L49 36H46L47 37L46 41H43L42 42L43 37L47 33V32H45V29H44V26H43V24H44ZM63 22L65 23L66 20H64ZM158 22H159L158 24L160 25V21H158ZM87 23H89V25H87ZM193 23L195 24V22H193ZM35 24H36V26H35ZM40 24H42L43 28H42V26ZM65 24H67V23H65ZM79 24H81V25H79ZM38 25H39V27H38ZM169 25H170V27H169ZM18 26L19 27L21 26V27L19 28ZM33 26H34V28H33ZM172 26L174 28L172 30H170L169 28H172ZM194 26L197 27V24L194 25ZM7 27H9V28H7ZM11 27H13V28H11ZM14 27H16V28H14ZM17 27H18V29H21V30H18ZM41 28H42V30H41ZM65 28H66L67 31L65 30ZM75 28H74V30L77 31V28L76 29ZM7 29H9V30H7ZM10 29H12L13 32ZM163 29H165V28H163ZM168 29L171 32L168 31ZM27 30H29V31H27ZM3 31H5V32H3ZM14 31L15 32L17 31V34L14 35V33H15ZM35 31L37 32V34H36ZM167 31H168V33H167ZM2 32L4 33L3 36H2V34H3ZM24 32L26 33L25 35H24ZM9 33H11V34H9ZM12 33H13V36H12ZM43 33H44V36H42ZM225 34H226V37H225ZM230 34H231V36H229ZM34 35H35V37H34ZM37 35H39V36H37ZM250 35H248V36H250ZM132 36H133L132 37L133 40L131 42V46L134 45V46H132V48H134V47H137L135 45H137V43L139 41L137 40L138 37H136L137 34H136L135 31L132 33ZM124 37H126V34L124 35ZM53 38H54V41H53ZM217 39H216V41H217ZM15 40L16 41L18 40V41L16 42ZM5 42H6V44H5ZM226 43H227V45H226ZM229 44H231V45H229ZM43 45H45V46H43ZM125 45L127 46V48L129 47L131 49V47H130L129 44H127V43L125 44L124 43L122 46H120L122 50H120L118 48H117L118 50L116 48L115 49L112 48L111 50L109 49V51H108L109 52V55L111 57V61H110V64H108V67L110 65L109 69L111 68V71L112 72L115 71L117 68H120V66H121V68L119 69V71L120 70L123 71L122 70L123 69L122 67H124L123 64L125 62L126 63L128 62V64L130 62L131 67L133 66L134 63H135L134 66H138V64H140V62H141V61L138 62L137 60H133L131 58H129V59L127 58L128 55L126 53L129 54V52L127 51ZM36 46H37V48H36ZM178 46H180V44ZM231 46L234 49L233 51H231L232 49L229 50V47L231 48ZM100 49H104V48H100ZM134 49L137 50V48H134ZM26 50H27V52H26ZM39 50H40V52H39ZM142 50H140V54H142L141 55V58H143L142 56L145 55L142 52ZM101 51H104V50H100V52ZM182 51H183V54L184 53H186V54L189 53V54L187 56H184L183 55V58H182V53H181ZM234 51H236L235 52V53H237L236 55H234ZM100 54H102V52ZM254 54H255V52H253V55ZM148 55H150V53ZM175 55L178 56V57L177 58H174ZM228 56H227V58H228ZM223 57H225V55ZM25 58H27V59L25 60ZM99 58H101V56H99ZM126 58L128 59V61H126ZM145 59H147L145 61L150 60V58H146V57H145ZM176 59L179 60V61H177ZM99 60H98V62H99L100 67L97 66L98 67L97 74H96V72L94 74V76L96 77V79H98V77H100V76H98V74H101V72L102 73L105 72V70H103V67L105 66V64L103 65L104 61H101L102 59L100 61ZM174 60H175V62H174ZM235 60H233L231 62V64L233 65V66L231 65L233 67V70L231 72L232 74L228 78L226 77L224 79V82L225 83L231 82L234 79H237L240 76V74H241V71H239L238 70L239 68H237L236 65H235ZM195 61H197V60H195ZM254 61H256V60H254ZM29 62H30V66H27ZM98 62L96 61V63H98ZM132 62H134V63L131 64ZM137 62H138V64H136ZM192 62L194 64H192ZM203 62H201L200 65H202ZM211 62H209V63H211ZM4 63H6V65L7 64L8 65L10 64L11 66H14L13 68H15L14 70H16V73H17V68L19 69L18 66L21 65L20 66L21 69H19L18 71H21V73L23 71V75L22 74H19L20 72L17 73L18 75L14 72V74H15L14 75L12 73L13 70H11V69H9L11 71V72L9 71V73L8 72L6 73L4 71L2 72V70L4 69V68L2 69V67H3V65H5ZM142 63H143V60H142ZM151 63H152V61L150 62V64ZM185 63H187V64H185ZM205 63H203V64H205ZM153 64H155V62H153ZM156 64H157V61H156ZM251 64L252 65H256L257 64L256 67L259 66V64L257 62H253ZM10 65L8 66V68L10 67ZM130 65H129V67H130ZM166 65H165V67H167ZM192 65H193V67H192ZM24 66H25V68H24ZM74 66L73 65L72 66H69V68L70 67L71 68L73 67L70 72H72L74 70L73 71L74 73H77V72L80 73L81 70H79V68L77 66H75V68H76L75 69ZM140 66H141V68L142 67L145 68V65L140 64ZM189 66H191V67L189 68ZM237 66L239 67V62L237 64ZM144 68H142L141 70H143ZM258 68H260V66ZM64 69H65L64 71L69 72L68 71V67H66ZM127 69H128V67H127ZM171 70H173V67H172ZM177 70L178 69L175 68V71L176 72H179V70L178 71ZM111 71H110V73H111ZM191 71H189V76L192 73ZM262 71H264V70H262ZM194 72L195 73L191 74V76H193L192 78L195 77L197 79V77L195 75L196 74V71H194ZM5 73H6V75H7V77L9 79L6 77ZM10 73H11V76L12 77H10V75H9ZM30 74L34 78V79L32 78L33 80H31V82H33L34 80L36 81L35 83L33 82L32 85L33 84H36V85L38 84L39 87H40V89L38 90V94L36 96L38 98L37 101L38 100L39 101H38V103L34 101V105L35 104H38L39 109H41L40 111L38 110L39 112H41L42 110L43 111H46L45 108L50 111L49 113H48V111L45 112L46 114L48 113V115H47L46 118L43 117L44 115L46 116V114L41 115L43 111L40 113V119L43 117L41 119V122H40L42 124V125H40L42 127V130H41L40 127H39L40 128L39 129L40 132H39V130H37L38 132L36 130H34L33 131L34 132V135L32 134L33 132H30L32 130V127L30 126L31 127L30 128L28 126L29 127L28 128V127H26V125L24 126L25 122L22 121V119H20L19 117H17L18 115L16 116V114H20L21 115L22 112L24 113L23 109L26 111V108H24V106H25V103L24 102L26 100L25 97H26V94L27 93L25 91L27 90L28 85H30V83H29L30 82L29 79L31 78L29 76ZM64 75L67 76L66 72L64 73ZM191 76H190V78H191ZM233 76H235V78ZM26 77L29 78V79L27 78L29 80L28 83H27ZM95 77H94V79H95ZM131 77H132V84L135 85V83H136L135 76L131 75ZM94 79H93V82H92L94 84V86L91 83V85L94 87V91L93 92H94V94L96 93V96H98L99 94L100 95L101 94L104 95V98H102V99H104L106 101V103H105L106 105H109L108 107L106 106L107 108L111 109V107H114V105H115V108L116 107L123 108V106L126 105L127 98H125L126 96L123 95V94L119 96L120 98L119 97H118V99L116 98L117 100L116 99L113 100L110 97L108 99H107V97L105 98V95L108 93L107 90H106L107 91L106 93H105V90H103L104 91L103 93H99V91L101 92L102 89L99 90V88L97 87L96 88L97 91H96V89H95L96 85L95 84L97 82L94 83L95 80H96V79L95 80ZM196 79H192V80H195L196 81ZM238 80L239 81L241 80L240 81V84L242 86H244V87H246V85L248 84V82L246 83V81H244V79L241 78V77L238 78ZM238 80H236V81H238ZM24 81H26V83H24ZM62 81L63 80H61V82ZM198 81H199V79H198ZM133 82H135V83H133ZM199 82H200V84H198ZM199 82L197 83L198 86L195 85L198 88L200 87V89H196V90H200V92L198 93V96H197V93L194 92V94H195L194 97L195 98L194 97L192 98V96H191L192 99L189 98L190 99L189 100V105H190V109L192 110L191 111L192 116L190 114V117H191L190 121L193 119L192 122H191L192 123L191 125L193 127L191 126L192 127V130L188 131V129H187L186 131L189 132L188 135L189 136L192 135L193 138H194V136H196L194 134H198L200 136V138H201V136H203L202 133H204V131H206V133H208V135L210 136L209 139H212L214 142L215 141L217 142L220 139V138L217 139L219 137V136L217 137V135H219V134H217V131H215V128H212L211 127L213 129V133L215 134L214 135L211 132V129L209 128L210 125L208 123V122L212 123V121L214 119L212 120L211 119L212 117L210 118L211 115H209L210 113H207V115H209V118H208V116L206 117V121L207 122L206 121L201 122L202 120L199 119L200 122H201L200 123L197 120L199 118V112H200V111H198V108L197 107H198V104L201 103L202 98H203V102H206L207 103L208 102V99H209V102L208 103H210L211 102V98H212V100H213L212 103H214V102L217 103L215 100H216V97L218 96L217 95V92L219 93V90L216 89V88H218V87L220 88V86H219V83H215L217 85V86H214L215 91L213 90L214 91L213 92V91H210V90L207 89L208 90V92H207L204 89L205 87L203 88V86L205 85V83H203V81L202 82L199 81ZM23 84L24 85L26 84V85L24 86ZM22 85L24 87H26V88H25V90L22 89V92H21V95H20V91H21L20 89H21ZM248 86H249V84H248ZM250 86L252 87V88L250 87L252 92L249 90V87H247V88L242 89V90H244V93L243 94L244 95H249V94L251 95L252 94L253 97L252 96L251 97L250 96H246L247 98H245L244 95H243V97L245 99H248L250 97L251 99H253L252 100L253 103H252V101L250 99L251 105L249 103L244 104L245 106L243 108H246L247 111L245 109H243V112L245 114H249V113H251L250 112V109H252V110L256 111L254 113H257L256 114L257 117L259 115L262 118V116H264V112H262V111L259 112V110L257 111V109H258L257 107L262 102V100H264V84H262V86L261 85H258V84H254L253 86L252 85H250ZM63 88H64V90H63ZM245 90H246V92H245ZM204 91H206L207 93H205ZM208 93H209V96L208 97H210V98L207 99V94ZM107 95H109V94H107ZM152 95H153V90H152ZM259 95L261 96V98L260 97L259 98L262 99V100H261V102L259 101V103L257 104L258 100H260L258 98ZM20 96H22L23 98L20 97ZM109 96H111V95H109ZM199 96H200L201 99L199 98ZM204 99H205V101H204ZM206 99H207V101H206ZM217 99H218V97H217ZM256 99H257V101H256ZM21 100L22 101L24 100V101L22 102ZM203 102L201 104H204ZM247 102H249V101H247ZM262 103H264V102H262ZM19 104H22V108L23 109L20 108V107H18ZM60 104H61L62 107L60 106ZM235 104H236V101H235ZM235 104H229V105L233 106ZM247 104H249V106ZM210 105H213V104L210 103ZM237 105H235V106H237ZM171 106H172L171 111H174L173 112V115L177 119V116H175V115H177V111H178L177 110V107L176 106L173 107V105H170V108H171ZM239 106H240V104H239ZM38 107H37V109H38ZM82 107H83V105H81V104L78 105L77 108H76V113L78 112V114H80L81 111H82ZM252 107H254V109ZM60 108H61V112H60ZM235 108L236 107H234V106L231 107V111L230 112H229L230 109L229 110L224 109V111L227 112V113L225 112L226 114H228V112H229V114H233L232 112H234L233 115H236V112L235 111H232V110H235ZM248 108H250V109L248 110ZM78 109L81 110V111H78ZM56 110L59 111L58 113H61L60 114L61 115V122L63 121L62 123H64L62 125V128H63L62 132L64 131V133L66 135L65 138H63L64 137L63 136L64 133H61L62 135H59L60 133L59 134L57 133L58 136H61L60 138L57 137L56 133L54 135H52L54 131H52L51 128H52V123L55 120L54 111L56 112ZM98 110L99 109L97 107L96 113L98 112ZM175 110H177V111H175ZM248 111H249V113H247ZM68 113H70V114H68ZM161 113H162V115H161ZM254 113H251V114H254ZM259 113H261V114H259ZM123 114L125 115V113L123 112L121 114V116H120L121 117V122H122V119L125 118ZM135 115H139V114H135ZM145 115L146 114H144V113L142 115H140V117H142L141 119H143V116H144V119L143 120H145L146 117L147 118L150 117V115L149 116L148 115L145 116ZM249 115H248V117H251V115L250 116ZM257 117L256 118H253V116H252V119H250V120L257 119ZM260 117H258V118H260ZM164 119L165 120L168 119V120H166V122L169 121V119H170L171 122L170 123L167 122L168 124H166L163 121ZM208 119H209V121H208ZM124 120L125 119H123V121ZM204 120H205V118H204ZM21 121L24 124H22ZM162 121H163V123L161 124ZM230 121H232V120H229L228 123H231L232 125L235 124V123H232ZM256 121H254L252 123H255ZM250 122L246 121V124H247V125H245V127L247 126L246 131H247V133H248L249 136H250V134H253V139L254 140L257 139L258 142H259L260 139L262 137H264V123H261L260 125H258V126H261V127H259L260 129L258 130L257 129L258 126L256 127V124L253 125ZM262 122H264V121H262ZM2 123L0 124V129H2L3 132L0 130L1 131L0 132V140L6 134L5 129H7L6 125H4L5 127L2 126L3 125ZM177 123H178V121H177ZM202 125H203V128L201 127ZM1 126H2V128H1ZM229 126L230 125H228V128H229ZM3 127H4V130H3ZM98 128H100V126ZM198 128L200 130H198ZM207 128L210 129V130H208ZM11 129L9 131H11ZM201 129H203L204 131L202 130L203 131L202 132ZM230 129H228V131ZM232 130H234V129L232 128ZM232 130H230V131H232ZM47 131H50V132L52 131L51 132L52 134L50 132H49L50 133L49 134ZM117 131H118V134H117ZM163 132L165 134H163ZM229 132L227 134L228 135H231V137H235V134L237 133V132L236 133L235 132H230V134H229ZM46 133H47V135H51V136H49L50 138L47 137ZM7 134H8V131H7ZM168 134H169V137H168ZM55 135H56L57 138H59V141L56 140L57 138L54 137ZM245 135H246V133H245ZM248 135H246L247 138L249 137ZM197 136H196V138H194L195 140L196 139L199 140ZM214 136H215V138L217 140L216 139L214 140V138H212ZM237 136H236L237 137L236 139H238L239 137H240L239 139H241L242 136H244V135L243 134L242 135L241 134L240 135L237 134ZM246 136H244V137L246 138ZM28 137L31 138V139H30V142L29 143H26L25 140ZM52 137H53V139L55 138L54 140H56V141L53 140L54 141V144H53V141L51 139ZM61 138L64 139V140H62ZM172 138L174 139L173 136L171 137V139ZM173 139H172V141H173ZM201 139L198 142L196 141L197 142L196 143L197 144L196 146L198 147V148L196 147V149L198 150V153L197 154H199V155L202 156L203 154L205 155V153H207L205 151H206V146H208V145L205 146L203 144L204 142ZM250 139L248 138L249 141H250ZM120 140L124 141V143L123 142H120ZM142 140H143V142H142ZM254 140L251 141V144L253 142V144L255 145L254 142L256 141V143H257V140H255V141ZM57 141L59 142L60 146H58L59 144H58ZM129 141H130V145L132 143H135V144H132V147H135V145H136V147L138 149L136 147L135 148H132L128 144ZM55 142H56V144H55ZM63 142H65V145L66 146H70V151H72L71 152V155L69 154V151H68L69 149H66L67 147L63 146L64 145ZM67 142L70 143V144L72 142V144L69 145ZM50 143H52V144L49 145ZM61 143H63V144H61ZM144 144H145V146H147L146 142ZM144 144H143V146H144ZM61 145L63 146V148H62ZM143 146H142V148H143ZM42 147H44L45 152H47L46 153L47 160H46V163L45 164H46V166L48 165V167L50 168V169L47 168V170H49L48 174H49V177L51 176L50 178L52 179V180H50V181H52L51 182V185L53 184L51 187H48V185H49L48 183L46 184V182H50L48 180L50 178H48L47 175L45 176V175L39 174L38 171L34 168V166H36L34 163H36L37 160H39V158H38V156H39L38 155L39 154L38 151L40 149L43 150ZM129 147L132 148V150L129 149ZM71 148H73L74 151L76 150V152H78V153L75 152L73 154V149L71 150ZM121 148H120V150H121ZM187 148L189 150H187ZM187 148L185 150H184V148L183 149H180L179 148L180 150L183 151L182 152V156L183 157L182 156H178L179 157V160L182 159L185 162H187L188 161L187 157H190L189 156L190 154L192 156V153H190V148L189 147H187ZM208 148L209 147H207V150L209 151ZM62 149H66L68 152H66V150H62ZM105 149H107V148H105ZM105 149H103L104 152L102 150L99 152L100 158L103 161L108 160L109 157H110L109 151L108 150H105ZM177 150H175L173 152H175L177 155H180V153L177 152ZM199 150L200 151L204 150V151H202L203 154H201L202 152L200 153ZM117 152H119V149H118ZM116 154L115 153L114 154L112 153L111 156L114 155L113 158L114 157L116 158L117 157ZM128 154H130L129 158H128ZM204 155H203V157L205 158L206 155L205 156ZM175 158H177V157H175ZM110 159H111V157H110ZM186 159H187V161H186ZM259 159L261 160V163H262V161H264L261 158H259ZM184 161L182 163H184ZM109 162L111 163V161H109ZM198 163L200 164V162H198ZM37 164H38V162H37ZM199 168H202V167H199ZM208 168H210V167H208ZM208 168H207V172L211 174V171H210L211 168L210 169H208ZM167 169H169V170L166 171ZM58 171L61 172V175L62 176H64V174H66L65 177H63V178H65V181H64L65 183L64 182L63 183L60 182L61 183L60 184L58 182V180L59 181L61 180V178L59 179L60 176L58 175L59 174ZM57 172H58V174H57ZM62 173H64V174H62ZM161 173H163V174H161ZM139 176L141 177L142 175L139 174ZM211 176H212V174H211ZM56 179H58V180H56ZM214 179L213 178H212V180L209 179L208 180V184H210L211 186L212 185H215V187H216V184L215 183L217 182V180L215 181ZM197 180H199V181H197ZM202 181H200V179H196L195 180V182H196V185L195 186L196 187L197 186H200L202 184ZM209 181H210V183H209ZM69 182H70V184H69V187H68V183ZM157 184H155V185H157ZM167 184H169V183H167ZM228 186L230 187L231 185H228ZM49 188H51V189H49ZM1 189L3 191H1ZM139 189H140V191H137ZM226 189L228 190V192H230V195L232 194L231 195V201L232 202L230 201L229 203L230 204L231 203H234L235 206H238L240 204L239 203L240 198H242L243 195H246L245 196L246 197V202L248 201L247 202V206L249 208V209L247 208V210H248L249 213L245 214V216L242 215L240 217V222L242 221V223H243V221L246 218L247 219H250L252 221V223H249L251 225V228L249 227V225H248V228H246V231L248 230L247 232H249L247 234H250L251 236H253L252 237L253 240L256 239L254 241H256V242H257V240L258 241H261V243L259 242L260 247H259V244H257L258 246L255 249L256 251L259 250L258 252L261 253L260 254L261 257L259 256V259L258 258H255L254 260H252L253 259L252 253H250V251H248V254H247L246 253L247 251H246L245 252L247 254L246 259H245V261H247L246 264H264V232H262V231H264V230H262L264 228H260L261 230H259V231L257 230L259 227L258 228L255 227V229H254V225L256 223H258V221H259V223H258L259 226L261 225L260 222L261 223H264V204H261V202H258L260 199L257 198L258 201H257V199H255L256 198L255 197V194H258L259 196L261 195L260 189L259 188H250L249 190H247L244 193L239 192V190L237 191V189H235V188H234L235 191L232 190V188L230 189L228 187ZM5 190L6 191L8 190V191L6 193H4ZM147 190L148 191L151 190V191L148 192ZM62 191H63V193H62ZM179 191H177V192H179ZM2 192H3V195H1ZM27 196H28V198L30 196L33 197V198L35 197V200L37 202L38 207H36V204L34 203L35 202L34 199H32V200L34 201L33 204H35V205H32V202H31V204H27L28 206L25 205L24 201H25V198L27 199ZM135 199H137V200H135ZM19 201L20 202L23 201L24 205H23V203H19ZM54 202H55V204H56V202H58L59 206L57 205L56 207H58V209H60V211L62 210V213L63 214L66 211V214H64V215H67V213H70L71 215H74V217H73V218H75L74 221H76V223H77V228H76L77 230H75V231L74 230L73 231L70 230L71 232H70L69 238H70V241L71 242L70 241L69 242L72 243V241H76V242L78 241L80 243L79 244L80 247L78 246V242L77 243L75 242L74 243V247H73V249H72V251L70 252L69 255L64 254V252H61V250H60V248L62 247V245H60V244H62L63 242H65V239L66 240H68V239L65 238L64 241H63V238L64 237L63 236H60V234H58L59 232H57V230H56V227H54V225L56 226V223L55 222H57V218H56V221H55V219H54L55 216H52V215L50 216L49 215L50 214V212H49L50 205H51V203H53V205H55ZM100 202H102L104 205L107 204L106 207H109V205H113L114 203H118V204H116L118 206L122 204L121 206L122 207L124 206L122 208V210L123 211L125 210L126 212L130 210L129 213L131 212L132 215L134 213H135L134 215L141 213L142 216L143 215L145 216V223L144 224H145L146 228L137 227L135 225V223H134V224L131 225V227H130V229H128V231H126V232L119 231V232H121V233L123 232V233L122 234L118 233L119 234L118 235L119 238L117 237L116 239H114L113 236H115V235H113V233L115 234L116 233V230L113 231V228H111L112 230L111 229H108V227H109V225H111V223L107 222L108 225L106 223V227H105L106 230L102 229V230H100V233L97 231V233H99L100 235L98 234V235H96L94 237L93 234L96 233L95 232L96 231V227H93L95 225V224H93L95 222L94 221L92 223L90 222L91 224H93L92 227L94 229L92 227H90L91 226L90 223H89V226L87 225L88 228L86 227L87 228V231L90 228L89 231L92 232V233L89 232L90 234L88 233L89 236H91L90 237V240L87 239V241L85 240V242H83L84 241V237H83L84 235L83 234L85 232L87 234V231H85L86 229H84V227L82 225V224H86L87 222L84 223L83 221H85L87 219L88 214L93 213L94 217H95V215H97V216L100 215L99 214L100 213L99 210H101L100 205L102 204V203L101 204H98ZM108 202H110V203H108ZM160 202H162V203H160ZM134 203H136V205H134ZM179 203L181 204V205L179 204L180 206H183V207L186 206V204L183 205L184 203L182 204V202H179ZM20 204H22V205L20 206ZM39 204H41V206ZM133 206H135V207H133ZM231 206H233V205H231ZM104 207L105 206H103V208ZM183 207H181V208H183ZM217 207H219V208H217ZM119 208L121 209V207H119ZM67 210H69V211L67 212ZM22 211H24V212H22ZM97 211L99 213L96 214ZM47 214L50 216L51 219L49 217L46 218V216H48ZM60 214H59V216L60 217L62 216L61 218L63 220H65L64 218H66V217L63 214L62 215H60ZM164 214H166V215L164 216ZM211 214H213V215L211 216ZM248 214H249L250 217L247 216ZM209 215H210V217H207ZM224 215H226V214H224ZM162 217H163V219H161ZM164 217H166V218L168 217L167 220L165 221V223L167 221L168 222H167L166 225H164L165 226V227H163L164 229L162 228L163 230L162 229L161 230L158 229L159 230L158 231L157 230V226L155 224L160 219L161 220H164L165 219ZM205 217H207V218H205ZM63 220L61 222L64 223ZM155 220H158V221L156 222ZM213 220L215 221V219H213ZM213 220L211 222H214ZM81 222H83V223H81ZM161 222H163V221H161ZM67 223H68V221L65 224H67ZM244 225H245V221H244ZM242 227H243V224H242ZM245 227L246 226H244L243 229ZM53 228H55V229H53ZM193 228H195V229H193ZM92 229H93V231H92ZM107 229H108V231H107ZM54 230L56 231V234L57 235L53 234V232L55 233ZM103 230L106 231L109 234V236H107V237H109L107 239L108 240V244H107V246H106V244H104L103 245L104 247L101 246V245H100V247L98 246L96 248V250H94L95 252H93L92 251L93 248L96 247L94 245L96 244L97 241L96 242H94V241L98 239L97 236H99V238H102V239L105 238L104 235H106L105 234L106 232H104ZM188 230L189 231L192 230V232H189ZM250 232H252V234ZM189 233H192V234H189ZM259 234L261 236H259ZM38 235H40V236L38 237ZM58 235L60 237H58ZM255 235H256V237H255ZM251 236L249 237L250 240H252ZM49 238L53 240V243L50 241ZM92 238H95V239L91 240ZM208 238H210V240ZM61 240L63 242L62 243H59V241H61ZM107 240H105V242ZM195 241H196V243H195ZM227 241H228L229 244H227ZM47 242H51V244H53V245H51L50 243H47ZM103 242H104V239H103ZM218 242L220 243V245L222 243V244H224L226 246L221 249L220 245L218 246V244H219ZM154 243H156V244H154ZM201 243L203 244L204 248L201 245ZM75 244H76V246H75ZM90 245H91V248L94 246L92 248V250L89 247ZM142 245L143 244H141L140 246H142ZM205 245H207V246H205ZM55 246L58 249L57 252L55 250V253H57L56 254L57 257H56L55 254H52V255L49 254V253H53L51 250H52V248L54 250L55 249ZM50 247H51V250H50ZM58 247H60V248H58ZM152 247H150V248H152ZM1 248H0V253L2 252V249ZM155 248H156V246H155ZM247 248L248 247L246 246V249ZM78 249H79V251H78ZM89 250H91V252H89L91 255H88L89 254L88 253ZM163 250L164 249H161V251H163ZM73 251H75V252H73ZM81 251H82V253H81ZM126 251H124V252H126ZM161 251H159L158 249H156V252H155L154 249H153V252L150 251L152 254H150V252H149V254L151 255L150 257L153 256V259L151 258L152 261L153 260L156 261L158 258H160L162 256H165L164 254H162V256H161ZM226 251H230V252L228 254H226L227 253ZM256 251L254 252V255H255ZM72 252L74 254H72ZM158 252H160L159 255L158 254H157L158 256L155 255V253H158ZM28 253L30 254L31 257L29 256ZM79 253L81 254L80 256H78ZM86 253H87V256L88 257L89 256L90 257L93 256L92 259L91 258L88 259V257H86ZM105 253H106V255H105ZM223 253H224V255H223ZM26 254H28V255H26ZM76 254H77L78 257L76 256ZM250 254L252 256H250ZM222 255H223V258L224 259H222ZM73 256H75V260H74ZM94 256L96 258H94ZM155 256L157 258H155ZM27 257L29 258V261L32 259L29 263H27L28 262ZM251 257H252V259H251ZM256 257H257V255H256ZM71 259H73V261ZM192 260H193V262L194 261L195 262L193 263ZM33 261H35V262H33ZM74 261H76V262H74ZM149 261L150 260H148V263H149Z\"/></svg>","mask_w":264,"mask_h":264}]
</instances>
